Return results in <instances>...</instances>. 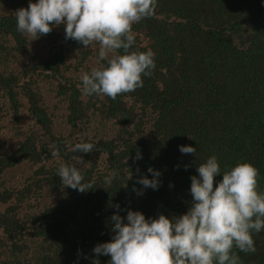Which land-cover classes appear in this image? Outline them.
I'll list each match as a JSON object with an SVG mask.
<instances>
[{"label":"trees","instance_id":"obj_1","mask_svg":"<svg viewBox=\"0 0 264 264\" xmlns=\"http://www.w3.org/2000/svg\"><path fill=\"white\" fill-rule=\"evenodd\" d=\"M27 6L0 0V264H107L91 250L111 238L112 206L121 217L129 209L146 219L185 213L189 177L211 155L221 172L251 164L264 191L260 0H157L153 15L132 26L129 50H151L155 67L143 87L115 99L81 91L80 75L104 63L96 44L65 40L63 25L33 40L16 31L15 11ZM31 48L40 52L29 57ZM26 116L32 125L16 132ZM78 142L95 150L73 152ZM179 145L196 151L181 154ZM61 163L76 166L91 189L63 186ZM149 167L160 172L156 190L136 183L152 178ZM253 240L254 253L233 249L240 264H264V230Z\"/></svg>","mask_w":264,"mask_h":264},{"label":"clouds","instance_id":"obj_2","mask_svg":"<svg viewBox=\"0 0 264 264\" xmlns=\"http://www.w3.org/2000/svg\"><path fill=\"white\" fill-rule=\"evenodd\" d=\"M260 2L264 7V0ZM156 7L157 0H28L27 8L15 11V26L33 40L63 25L65 40L83 47L96 44L97 62L104 63L80 75L81 91L115 99L143 87L142 77L152 74L154 53L129 50L135 44L132 26L151 17ZM93 150L95 145L89 142L72 146L73 152ZM178 150L194 154L196 148L179 145ZM139 159L137 152L133 161ZM147 172L152 178L139 176L136 183L156 190L160 172L151 167ZM196 173L189 177L190 205L179 216L159 214L146 219L142 212L129 209L121 217L119 204L113 205L117 211L109 218L111 238L96 244L92 253L108 256L107 264H240L233 249L254 253L253 235L264 230V191H258V171L238 162L221 172L217 157L211 155L196 166ZM217 174L222 178L214 187ZM56 175L63 186L79 192L91 189L76 166L61 163ZM112 178L106 176L104 182L111 183ZM142 189L133 185L132 190L139 195Z\"/></svg>","mask_w":264,"mask_h":264},{"label":"rangeland","instance_id":"obj_3","mask_svg":"<svg viewBox=\"0 0 264 264\" xmlns=\"http://www.w3.org/2000/svg\"><path fill=\"white\" fill-rule=\"evenodd\" d=\"M38 52H40V51L31 48V49L29 50V52H28V55H29V57H30V56H34V55L38 54ZM34 60H36L35 57H33V58L31 59V62L34 61ZM11 120H12L11 117L8 116V117H7V121L9 122V126H11L12 129L14 130L13 125H15V123L13 122V120H12V121H11ZM30 125H32V120H31L28 116L23 117V118H22V121H21V123H20V126H21V127H17V128H16V132H18V131H27ZM14 131H15V130H14ZM5 137H11V138H14L15 135H14V134H12V135L9 134L8 136H5ZM12 144H13V142H12Z\"/></svg>","mask_w":264,"mask_h":264}]
</instances>
